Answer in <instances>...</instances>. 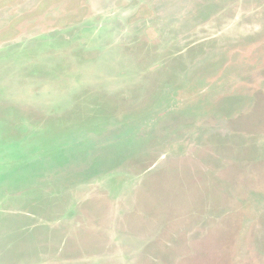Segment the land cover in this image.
<instances>
[{
    "label": "rangeland",
    "instance_id": "obj_1",
    "mask_svg": "<svg viewBox=\"0 0 264 264\" xmlns=\"http://www.w3.org/2000/svg\"><path fill=\"white\" fill-rule=\"evenodd\" d=\"M0 264H264V0H0Z\"/></svg>",
    "mask_w": 264,
    "mask_h": 264
}]
</instances>
